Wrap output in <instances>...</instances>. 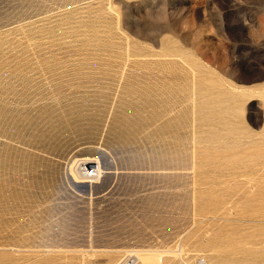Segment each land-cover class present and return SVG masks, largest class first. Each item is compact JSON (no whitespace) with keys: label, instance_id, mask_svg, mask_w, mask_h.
<instances>
[{"label":"rangeland","instance_id":"rangeland-1","mask_svg":"<svg viewBox=\"0 0 264 264\" xmlns=\"http://www.w3.org/2000/svg\"><path fill=\"white\" fill-rule=\"evenodd\" d=\"M149 250L264 264V0H0V264Z\"/></svg>","mask_w":264,"mask_h":264},{"label":"bare ground","instance_id":"bare-ground-1","mask_svg":"<svg viewBox=\"0 0 264 264\" xmlns=\"http://www.w3.org/2000/svg\"><path fill=\"white\" fill-rule=\"evenodd\" d=\"M86 155H87V157L83 156V154H82V156H80L82 158H80L79 156H78V158L77 157H75V158L72 157L73 158V164L69 168L67 167L66 171H67L68 174L70 173L69 175L74 177V181L75 180L77 181V177L73 173L74 172L73 171V166L76 165L79 162L80 165H82L80 167L81 168L80 169L81 177L79 176V178L83 179L84 183L85 182L86 183H94L93 180H91V179L95 178V175H94L95 174V170H93V168L95 166V163L96 164H98L97 162L100 163L99 159L103 160V158L105 159V157L107 158V156L105 155V152L97 153V152H94V151H91L90 153L88 152V154H86ZM91 164H94V165H91ZM105 169L109 170L108 168H105ZM97 173H98V178H99L100 171L96 172V174ZM136 253H135L136 254L135 257H136L137 262H138L137 264H159V262L157 260V256H155L154 253L152 254V252L150 250L149 251H139V253L137 251Z\"/></svg>","mask_w":264,"mask_h":264},{"label":"built area","instance_id":"built-area-1","mask_svg":"<svg viewBox=\"0 0 264 264\" xmlns=\"http://www.w3.org/2000/svg\"><path fill=\"white\" fill-rule=\"evenodd\" d=\"M93 170H95V168H93ZM96 172H97V170H95V174H96ZM95 174H94V175H95Z\"/></svg>","mask_w":264,"mask_h":264}]
</instances>
